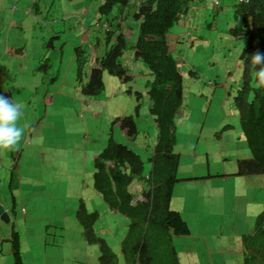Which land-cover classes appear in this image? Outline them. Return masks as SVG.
<instances>
[{
	"label": "rangeland",
	"instance_id": "374dc122",
	"mask_svg": "<svg viewBox=\"0 0 264 264\" xmlns=\"http://www.w3.org/2000/svg\"><path fill=\"white\" fill-rule=\"evenodd\" d=\"M33 1L0 0V27L11 36V72L0 95L24 105L18 122L22 139L14 149L0 151V205L10 209L8 221L0 217V264H13L11 229L19 233L24 264L97 263L98 246L85 240L75 216L80 198L89 211H98L93 231L106 240L115 264H126L121 242L131 217L111 209L93 188V158L111 136L140 155L143 174L149 171L146 158L157 131L145 97L134 115V138L112 120L135 112L132 90L143 91L150 75L143 62L131 61L133 81L105 71L103 91L83 95L75 81L74 46L99 35L93 30L102 0H36L39 6ZM233 1L219 0L213 15L211 5L199 3L186 23H175L169 32L183 79L173 145L180 179L170 206L189 232L176 235L149 224L152 264H243L242 233L264 209V174L235 173L236 160L248 157L249 150L232 105L245 40L227 32L235 23ZM137 180L133 188H140Z\"/></svg>",
	"mask_w": 264,
	"mask_h": 264
},
{
	"label": "trees",
	"instance_id": "16d2710c",
	"mask_svg": "<svg viewBox=\"0 0 264 264\" xmlns=\"http://www.w3.org/2000/svg\"><path fill=\"white\" fill-rule=\"evenodd\" d=\"M199 3L211 5L212 15L221 8L220 2L211 4L205 0H102L96 16L99 27L93 30L99 31V35L94 34V39L85 46L83 42L74 46L75 81L83 95L96 96L103 91L105 71L121 81H133L134 74L128 66L131 61L143 62L150 75L143 91L132 90L137 100L135 112L112 120L134 138L138 133L134 115L138 113L140 98L145 97L146 109L157 131L151 154L146 158L149 171L143 174L144 160L140 155L111 136L93 158V188L111 209L131 217L128 234L121 242L126 264H152L149 251L152 246L147 239L149 224L162 226L176 235L189 232L180 212L170 206L173 186L180 179L176 175L179 154L173 151V145L183 79L178 59L172 53L169 32ZM230 6L235 23L227 32L245 39L239 54L240 80L232 105L237 110L239 127L249 150L248 157L236 160L235 173L264 174V85L259 83L256 66L251 63L254 52H264V0H235ZM134 179L141 183L142 179L149 181L133 188ZM75 216L85 240L98 246L95 264H115L116 257L106 240L93 231L98 211H89L80 198ZM7 240L13 264H24L19 233L11 229ZM241 240L243 264H264V209L255 215L252 229L242 233Z\"/></svg>",
	"mask_w": 264,
	"mask_h": 264
},
{
	"label": "clouds",
	"instance_id": "9594fccd",
	"mask_svg": "<svg viewBox=\"0 0 264 264\" xmlns=\"http://www.w3.org/2000/svg\"><path fill=\"white\" fill-rule=\"evenodd\" d=\"M251 63L256 66L255 76L259 83L264 85V52H254ZM23 109V104L0 95V151L14 149L22 139L24 128L18 126V122L23 116Z\"/></svg>",
	"mask_w": 264,
	"mask_h": 264
},
{
	"label": "crops",
	"instance_id": "0c3cea01",
	"mask_svg": "<svg viewBox=\"0 0 264 264\" xmlns=\"http://www.w3.org/2000/svg\"><path fill=\"white\" fill-rule=\"evenodd\" d=\"M51 2H53V1L51 0L50 3ZM33 3L36 4V6H39V2L38 1L35 0V1H33ZM43 5H45V3ZM194 6H198V5L195 4ZM206 7H208V6H206ZM186 19H187V17H186ZM185 20H183L181 22H184ZM184 23H186V21ZM3 29L5 30L4 33L2 31ZM3 29H1V27H0V85L1 86L6 84L5 83L6 78L8 77L9 73L11 72V57H10L11 55H9V49H10V45H11L10 44L11 36H10L9 31L6 33V28H3ZM84 32L86 34L85 29H84ZM4 208L7 211H10V209L8 210L6 208V206H4Z\"/></svg>",
	"mask_w": 264,
	"mask_h": 264
},
{
	"label": "water",
	"instance_id": "95a60500",
	"mask_svg": "<svg viewBox=\"0 0 264 264\" xmlns=\"http://www.w3.org/2000/svg\"><path fill=\"white\" fill-rule=\"evenodd\" d=\"M0 217L4 221H8L9 220V214H8L7 210L4 208L3 205H0Z\"/></svg>",
	"mask_w": 264,
	"mask_h": 264
},
{
	"label": "built area",
	"instance_id": "2783aa9c",
	"mask_svg": "<svg viewBox=\"0 0 264 264\" xmlns=\"http://www.w3.org/2000/svg\"><path fill=\"white\" fill-rule=\"evenodd\" d=\"M218 0H211V4H218Z\"/></svg>",
	"mask_w": 264,
	"mask_h": 264
}]
</instances>
